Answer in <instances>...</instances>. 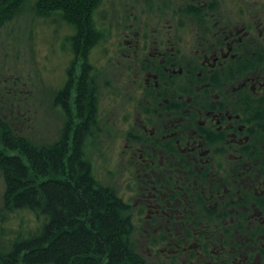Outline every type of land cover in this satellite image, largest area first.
<instances>
[{
  "label": "flooded vegetation",
  "instance_id": "af4514ba",
  "mask_svg": "<svg viewBox=\"0 0 264 264\" xmlns=\"http://www.w3.org/2000/svg\"><path fill=\"white\" fill-rule=\"evenodd\" d=\"M155 1L146 2L148 12L171 18L175 26L166 31L174 34L150 35L145 22L143 34L114 46L106 83L114 112L126 110L116 171L130 172V188L142 197L133 203L109 184L131 204L134 224L144 213L147 224L156 222L148 239L163 256L158 264H264V3L238 0L233 13L219 0H192L203 13L182 27L174 14L182 0ZM188 19L192 43L185 39ZM94 67L92 123L90 84L82 109L69 92L76 120L68 131L73 139L88 124L89 150L107 132L103 70Z\"/></svg>",
  "mask_w": 264,
  "mask_h": 264
},
{
  "label": "trees",
  "instance_id": "16d2710c",
  "mask_svg": "<svg viewBox=\"0 0 264 264\" xmlns=\"http://www.w3.org/2000/svg\"><path fill=\"white\" fill-rule=\"evenodd\" d=\"M101 4L102 0H0V31L29 11L33 20L68 25L72 32L64 35L62 48L74 55L68 81L49 99L60 123L56 134L40 138L22 133L11 118L0 114V220L32 214L37 222L27 234L21 225L17 237L1 246L0 264H148L134 240L131 204L95 173L88 124L73 139L72 128L68 131L76 120L69 106L70 88L82 109L89 83V122L97 115V76L90 55L109 37ZM202 13L192 0H182L174 12L182 27L187 18Z\"/></svg>",
  "mask_w": 264,
  "mask_h": 264
},
{
  "label": "rangeland",
  "instance_id": "374dc122",
  "mask_svg": "<svg viewBox=\"0 0 264 264\" xmlns=\"http://www.w3.org/2000/svg\"><path fill=\"white\" fill-rule=\"evenodd\" d=\"M219 2L227 5L225 9L236 13L238 0ZM254 2L262 5L264 0ZM99 11L106 13L104 22L109 25V40L92 51L90 60L103 70L100 82L105 98L101 110L107 132L99 137V145L96 146L94 142L93 147H90V155L97 177L106 183H116L121 193L134 203L142 197L141 190L136 192L130 188L135 184L130 172L116 171L121 164L126 142V138L120 137L126 131V123L123 122L126 110H119L121 115L114 112V97L106 85L112 73L111 67H114L109 64V58H114V46H118V42L123 41L126 36L143 34L145 22L148 23L150 35H173V31L166 29L169 30L168 26L173 29L175 23L171 18H161L158 13H149L145 0H102ZM32 17V13L27 11L20 19L0 31V114L11 118L18 131L41 138L56 134L59 128V120L49 108V99L52 91L67 80V70L74 55H71L68 48L64 53L62 48L64 35L72 32L68 25L57 27L55 23H47L44 19L33 20ZM188 21L185 39L192 43L193 27L190 25L191 19ZM120 61L119 64L123 67L121 58ZM75 93L74 89L73 98ZM73 98L72 102L75 101ZM115 122L118 129L115 128ZM111 131L115 135L118 133L119 137L115 138ZM2 193L3 183L0 177V196ZM152 216L151 219L156 215ZM34 218L32 214H16L4 223L0 220V248L2 245H9L17 237L21 225L26 229V234L29 227L35 228L37 222ZM146 218L145 213L136 215L134 240L138 251L152 264H158L163 261V256L158 254L157 247L151 245L148 239L156 222L147 224Z\"/></svg>",
  "mask_w": 264,
  "mask_h": 264
}]
</instances>
